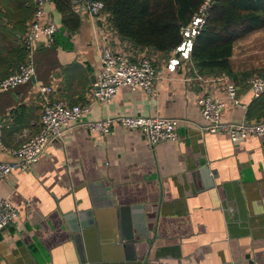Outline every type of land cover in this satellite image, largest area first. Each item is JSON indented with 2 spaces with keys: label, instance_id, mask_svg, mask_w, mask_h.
I'll list each match as a JSON object with an SVG mask.
<instances>
[{
  "label": "crops",
  "instance_id": "1",
  "mask_svg": "<svg viewBox=\"0 0 264 264\" xmlns=\"http://www.w3.org/2000/svg\"><path fill=\"white\" fill-rule=\"evenodd\" d=\"M47 12L58 30L49 45L36 44L34 78L0 92V161L12 160L1 146L17 149L39 131V85L55 89L51 101L88 106L83 122L169 117L178 120V136L151 147L136 130L116 127L103 136L74 125L46 146L29 171L0 180V201H10L19 215L0 235V264H264V137L232 143L202 132L196 77L210 75L191 59L170 69L169 53L136 48L113 31L105 34L103 21L92 23L83 7L73 8V30L52 2ZM2 13L0 8V78L27 62L21 39L29 19L8 21ZM263 34L264 28L238 40L231 74H215L235 83L241 102L225 106V122L264 119L253 114L260 105L247 83L264 73L250 46ZM107 45L132 59L144 52L152 60L158 73L154 96L123 87L107 104L89 99L99 49ZM238 46L243 49L236 56ZM88 210L99 216L80 238L81 263L68 223L70 215ZM134 212L143 216L145 239L134 231L137 247L126 251L119 238L122 216L131 219Z\"/></svg>",
  "mask_w": 264,
  "mask_h": 264
},
{
  "label": "built area",
  "instance_id": "2",
  "mask_svg": "<svg viewBox=\"0 0 264 264\" xmlns=\"http://www.w3.org/2000/svg\"><path fill=\"white\" fill-rule=\"evenodd\" d=\"M48 1L31 0L32 15L26 23L21 39L27 62L18 65L8 76L0 78V92L13 90L34 78L31 56L36 44L43 42L49 45L58 30L57 24L47 12ZM211 5L212 0H204L190 23L180 29L182 42L169 53L171 61L168 68L173 69L180 65L182 59H190L191 45L202 31ZM71 6L73 8L83 7L95 25H98V21H103L105 34L112 31L116 33L110 23L109 15L104 12V5L101 1L71 0ZM143 53L132 59L122 51H114L108 45L101 47L99 67L94 73L88 90L89 99L107 104L113 94L123 87L154 96L158 73L152 60ZM196 81L201 85L195 104L204 121L201 127L203 133L226 136L232 143L249 137H264V119L254 122H225L222 120L221 113L227 104L241 106L236 85L226 75H198ZM247 83L252 99H257L264 93L263 77L253 75ZM37 90L42 100L39 131L17 149L1 146V149L12 160L0 161V180L14 172L29 171L46 146L54 140L62 139L65 132L74 125L82 126L90 132L103 136L110 134L116 127L123 130H136L144 136L151 147L177 139L178 120L175 118L118 116L107 117L100 121L83 122L88 106H69L61 99L51 101L49 96L55 93V89L50 86L39 85ZM214 91L218 92V95ZM18 216V211L10 201H0V235L12 225Z\"/></svg>",
  "mask_w": 264,
  "mask_h": 264
},
{
  "label": "trees",
  "instance_id": "3",
  "mask_svg": "<svg viewBox=\"0 0 264 264\" xmlns=\"http://www.w3.org/2000/svg\"><path fill=\"white\" fill-rule=\"evenodd\" d=\"M115 32L136 48L170 53L182 42L180 29L190 23L204 0H98ZM69 30L77 27L71 0H49ZM2 17L30 18L31 0H0ZM264 28V0H212L206 23L191 45L190 59L203 74H231L235 43ZM18 67V66H17ZM16 67V68H17ZM264 78V75H261ZM264 93L253 114L264 116Z\"/></svg>",
  "mask_w": 264,
  "mask_h": 264
},
{
  "label": "water",
  "instance_id": "4",
  "mask_svg": "<svg viewBox=\"0 0 264 264\" xmlns=\"http://www.w3.org/2000/svg\"><path fill=\"white\" fill-rule=\"evenodd\" d=\"M124 210L127 211V207H125ZM133 214L135 215H133V218L131 219L127 214H123L122 216V226L120 228L121 232L119 238L124 240V248L126 251H132V249L137 247L134 241L135 238L134 231L135 234L140 236L141 239H145L143 216L139 214V212H134ZM98 216L99 214L92 210L78 213L75 217L74 215H70L69 218L70 222L68 224L70 225V230L74 234L73 239L76 244V254L78 255V258L81 263L84 262V253L80 242V238L83 232L93 225L94 222L93 220H95V218Z\"/></svg>",
  "mask_w": 264,
  "mask_h": 264
},
{
  "label": "rangeland",
  "instance_id": "5",
  "mask_svg": "<svg viewBox=\"0 0 264 264\" xmlns=\"http://www.w3.org/2000/svg\"><path fill=\"white\" fill-rule=\"evenodd\" d=\"M264 35V34H263ZM260 36H258V38H256L253 42L250 43L251 49L254 50V54L251 55V57H254L253 60L258 61L259 64H263L264 63V38L261 39L259 38ZM264 37V36H263ZM242 50L243 47L242 46H238L237 51H236V56H239V50ZM240 60L239 57H235V64H240ZM253 75H264V73H256ZM251 75V76H253Z\"/></svg>",
  "mask_w": 264,
  "mask_h": 264
}]
</instances>
